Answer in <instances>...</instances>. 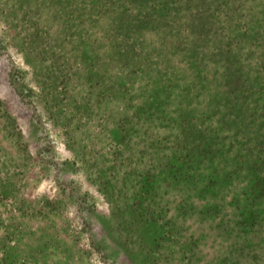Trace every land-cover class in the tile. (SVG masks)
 <instances>
[{
    "label": "rangeland",
    "instance_id": "374dc122",
    "mask_svg": "<svg viewBox=\"0 0 264 264\" xmlns=\"http://www.w3.org/2000/svg\"><path fill=\"white\" fill-rule=\"evenodd\" d=\"M0 264H264V0H0Z\"/></svg>",
    "mask_w": 264,
    "mask_h": 264
}]
</instances>
